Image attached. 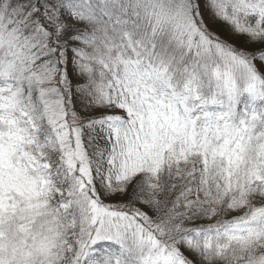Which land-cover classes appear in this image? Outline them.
I'll return each instance as SVG.
<instances>
[{"label": "snow or ice", "instance_id": "snow-or-ice-1", "mask_svg": "<svg viewBox=\"0 0 264 264\" xmlns=\"http://www.w3.org/2000/svg\"><path fill=\"white\" fill-rule=\"evenodd\" d=\"M0 264H264V0H0Z\"/></svg>", "mask_w": 264, "mask_h": 264}]
</instances>
